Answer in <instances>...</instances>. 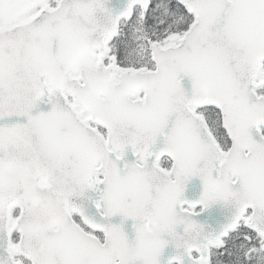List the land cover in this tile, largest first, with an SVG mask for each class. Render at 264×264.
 <instances>
[{"label": "snow or ice", "instance_id": "6c2138e0", "mask_svg": "<svg viewBox=\"0 0 264 264\" xmlns=\"http://www.w3.org/2000/svg\"><path fill=\"white\" fill-rule=\"evenodd\" d=\"M0 264H264V0H0Z\"/></svg>", "mask_w": 264, "mask_h": 264}]
</instances>
